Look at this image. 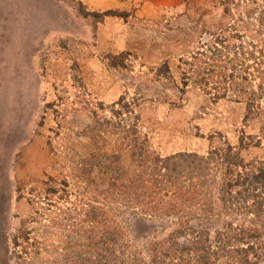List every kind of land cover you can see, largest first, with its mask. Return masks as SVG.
<instances>
[{"label": "rangeland", "instance_id": "obj_1", "mask_svg": "<svg viewBox=\"0 0 264 264\" xmlns=\"http://www.w3.org/2000/svg\"><path fill=\"white\" fill-rule=\"evenodd\" d=\"M239 1L232 0L233 5ZM226 5V0H0V264H77L71 257L84 249L85 237L54 225V220L93 200L96 191L89 189V180L98 190L110 182L106 162L94 165L87 179L79 172L97 151L84 129L92 121L89 109L99 102L111 104L126 94L134 112L123 116L124 122L136 126L151 150L163 156L208 154L227 142L237 146L244 129L262 142L244 149V159L264 158L260 78L236 79L217 101L194 81L184 93L179 89L188 69L184 60L201 49L211 32L229 34L235 19L224 14ZM240 5L243 11L253 7L250 0ZM82 9H117L129 15L127 20L106 16L97 22ZM254 30L244 26V40L255 36ZM122 52L128 53L126 67L111 69L109 55ZM165 63L169 71L159 74ZM195 69L194 77L201 73ZM248 102L253 104L249 115ZM104 137L101 153L119 152L125 169L137 170L129 151H120V128L111 126ZM220 177L218 173L208 196L209 211L203 201L188 213V199L176 207L185 216L148 206L124 208L104 201L102 193L96 195L101 200L97 204L119 213L117 220L131 239L129 250L149 259L154 241L169 236L187 218L209 229L215 241L226 218L220 214ZM54 184L61 209L50 212L46 207L45 216L28 224L30 239L15 246L22 219L33 213L31 198L41 197ZM166 199H172L170 193Z\"/></svg>", "mask_w": 264, "mask_h": 264}, {"label": "trees", "instance_id": "obj_2", "mask_svg": "<svg viewBox=\"0 0 264 264\" xmlns=\"http://www.w3.org/2000/svg\"><path fill=\"white\" fill-rule=\"evenodd\" d=\"M226 1L228 5L224 14L235 19L230 23L229 34L223 30L211 32L201 49L184 60L188 69L183 73V87L179 88L182 93L194 81L197 86L208 89L217 101L226 96L229 84L236 79L256 81L260 78V92L264 94V39L261 40L264 34V0H250L253 7L244 11L240 10L243 0L234 4L236 10L232 0ZM82 11L97 22L106 16H120L127 20L129 15L127 11L117 9ZM244 26L256 28L251 32H255V36L247 35L251 36L249 41L244 40V33H241ZM127 54H110L109 67L124 69ZM195 68L201 71L196 77L192 76ZM169 69L165 63L158 73H167ZM76 79L85 86L81 78ZM252 106L247 103L248 115ZM89 110L92 121L84 129V134L92 140L97 151L81 164V179H87L92 167L103 162L111 165L112 174L110 182L102 190L94 187V181L89 180V189L96 191L93 200L75 212L67 209L54 220V225L65 230L81 231L86 239L84 249L75 253L72 260L77 264H177L184 260H190L191 264H260L264 259V158L247 162L241 152L260 146L261 140H256L243 129L237 146L227 142L208 154L179 151L163 156L151 150L148 140L143 138L136 126L124 122L123 116L134 112L132 101L126 94L111 104L99 102ZM137 118L140 119V116L137 115ZM111 126L120 128V151H129L137 165L134 172L125 169L119 152L101 153L102 142H106L104 135ZM218 173L221 174L220 214L226 218L223 227L216 231L215 241L209 229L196 227L187 218L169 236L154 241L149 259L144 253L129 250L132 248L131 239L121 221L117 220L119 213L108 209L105 204H97L101 200L96 195L102 193L104 201H116L120 207L135 209L148 206L167 215L185 216L176 207L186 205L187 199L191 201L188 213L198 202L204 201L206 206ZM57 192L54 184L45 189L41 197L31 198L33 213L22 219L21 227L14 236L15 246L22 238L30 239L28 224L45 216L46 207L50 212L53 207L61 209L55 198ZM166 193H170L172 199L167 200ZM207 204L209 211L212 205L209 201Z\"/></svg>", "mask_w": 264, "mask_h": 264}]
</instances>
